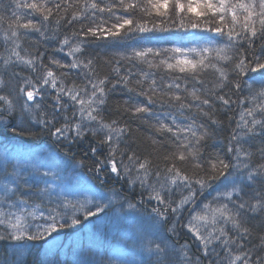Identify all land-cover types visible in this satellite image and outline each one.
I'll return each instance as SVG.
<instances>
[{
	"label": "trees",
	"instance_id": "16d2710c",
	"mask_svg": "<svg viewBox=\"0 0 264 264\" xmlns=\"http://www.w3.org/2000/svg\"><path fill=\"white\" fill-rule=\"evenodd\" d=\"M0 98V264H264V6L0 0ZM76 175L115 201L57 192ZM126 208L160 229L140 257L116 245Z\"/></svg>",
	"mask_w": 264,
	"mask_h": 264
},
{
	"label": "rangeland",
	"instance_id": "374dc122",
	"mask_svg": "<svg viewBox=\"0 0 264 264\" xmlns=\"http://www.w3.org/2000/svg\"><path fill=\"white\" fill-rule=\"evenodd\" d=\"M181 1H185V0H181ZM256 7H263L264 6V0H254ZM162 4V3H161ZM67 54L69 53V51H65ZM178 61L177 64L179 66H183V67H190L193 63V60L190 57V53L188 50H183L180 51V55L178 57ZM194 65V63H193ZM192 65V66H193ZM48 81H49V77L46 75H43L37 78L36 81L31 82V83H24L25 87H22L21 93L24 95L25 99L28 101H33L34 98L39 96V92L43 89L44 86L48 87H52V84L49 86L48 85ZM0 105H1V98H0ZM164 115V114H163ZM162 115V116H163ZM2 116V115H1ZM166 116H168L166 114ZM9 119V118H8ZM7 122V123H6ZM0 130H2V128H4L5 126H8L9 124L11 125L10 122H8V120L3 119L2 117H0ZM9 125V126H10ZM78 127L73 126L70 129V132L72 134V136L76 135L75 132L78 131ZM1 136V135H0ZM13 152H16L18 154L19 157H22L24 159H27V161L29 162H33V163H37V158L36 156H40L41 159L43 157H47L45 156V152L47 151L46 149L40 150V151H36L34 150V147L31 146H25L21 143H19V145L16 148L12 149ZM4 152V151H3ZM23 160V159H22ZM45 160L39 162V163H43ZM17 164H20L19 160L16 159ZM38 166V165H36ZM111 170V169H110ZM69 177H73V175L71 174H66V176L64 177V179H68ZM74 178V177H73ZM106 183V181H104ZM62 187H64L63 191L62 190H58L57 192L61 193V194H67L68 198H74L73 196H77L78 193L83 194L85 193H89V195H94L93 198H95V196H97V201H99L98 203L102 205H111L113 201V198L109 197V195H107L105 190H102L101 194L99 195L98 188L100 186H96L95 184H90L85 178L83 177H78L76 175V179H72L70 181V183L68 184V182H61L60 183ZM104 184V183H103ZM64 185V186H63ZM102 185V183H101ZM96 187V189L94 188ZM70 191V192H68ZM68 192V193H67ZM82 197V196H81ZM86 201H92V198H88L86 197ZM99 204V205H100ZM99 207V206H97ZM192 209H189V212H191ZM117 214L114 216V218H111V216H106L108 214H110V212H103V210H99V216L102 217L103 219L99 220L98 223H96V227L98 228V230H102V227L107 224L106 222L110 221L108 220V218H111L113 220V222L115 224H118L119 226L121 225H125L128 224L129 227H122L123 229L120 228L121 231H119V236L118 238H120L121 240H117L116 245L117 248L119 249V251H121L120 254H123L124 256H126V254H129L130 256H137L140 257L142 253H144V255L147 253V251H149V249L151 248L150 243L152 240L155 239L156 235L158 234V232L160 231V229L157 228V226L149 225V219L152 218L149 214L144 215L142 212H139L137 210H134L133 208H126L124 211L125 217L124 215L120 214L119 212H116ZM158 216H154V218H156L157 222L156 225H159L160 222H164L166 217L161 216L162 214H157ZM205 215V213H204ZM203 215V216H204ZM199 217V215L197 216H193L192 217V221H193V227H192V233L191 235H194L197 238H207V234H205L202 231H200L199 226L197 225V223L195 222L196 220H198L197 218ZM104 218H106L107 220H104ZM149 218V219H148ZM122 220H125V222H122ZM110 224V223H109ZM149 225V226H148ZM118 226V227H119ZM148 227V228H147ZM86 228H92L91 224L90 226L85 225V229ZM206 227H204L205 229ZM123 230V231H122ZM206 230V229H205ZM111 233H117V230L115 231H110ZM203 234V235H202ZM126 238H129L130 240L133 241L132 244H130L128 247H126L125 242L127 241ZM157 239H155L154 244L156 242ZM124 249V250H123ZM127 250V251H126ZM148 255V254H147Z\"/></svg>",
	"mask_w": 264,
	"mask_h": 264
}]
</instances>
